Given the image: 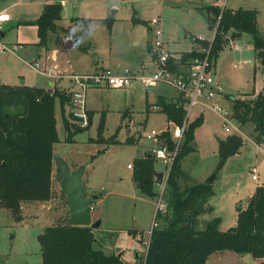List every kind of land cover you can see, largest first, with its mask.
<instances>
[{
    "label": "rangeland",
    "instance_id": "374dc122",
    "mask_svg": "<svg viewBox=\"0 0 264 264\" xmlns=\"http://www.w3.org/2000/svg\"><path fill=\"white\" fill-rule=\"evenodd\" d=\"M40 1L43 0H0V6L16 2L9 11L19 14V19H13L14 27L7 31L8 36L6 34L3 41L14 39L16 33L24 34L27 39L26 50L19 54L25 61L5 59L11 57L10 49L0 53V70L6 68L4 75L0 76V84L21 85V78L15 77L19 72L27 85L66 90L71 88L69 75L91 71L94 59L110 66L113 74H116L113 71L116 69L122 72L143 58L140 49L131 47V41L145 28L144 23L156 14L170 25H177L174 27H178V38L185 44L188 41L183 39L184 27H191L192 32L203 38L211 34L205 27V12L192 10V5L201 0H65L59 23L76 34V42L71 36L58 42L62 33L48 32L47 43L39 45L37 25L32 17L34 10L39 11L40 5L37 8L36 4ZM206 4L217 5L218 2L209 0ZM171 5L174 7L168 10ZM239 7L256 11L257 31L264 37V0H225V8ZM76 17L79 22H76ZM201 17L200 28L193 29L188 24L200 21ZM133 24L136 25L134 29ZM229 37L231 43H237L238 49L227 43L217 58L212 59L215 61V76L221 81L220 90L235 99H254L256 89L264 81V68L256 56L252 35L242 32L231 37L228 33ZM5 42H2L5 47H12ZM76 44L86 49H80ZM145 54V59H148L147 51ZM34 60L38 62L39 70L31 65ZM49 67L61 77L56 79L43 72ZM73 88L77 89L79 85ZM159 95L174 99L178 93L173 86L163 83L145 88L138 79H133L124 88H113L103 83L88 86L85 88V124L71 118L69 104L64 107L70 131L64 127L58 101L54 108L58 141L52 147L53 152L62 156L70 170L84 165L81 184L89 198L95 196L90 209L92 222L99 220V225L92 227L94 246L105 253H121L124 264H142L150 231L162 223L156 218V202L164 182L155 183L154 190L158 196L149 197L141 193L132 181L134 160L157 146L158 138L148 139L146 134L153 129L167 130L171 135L174 129L167 123L164 113L158 111L155 102ZM216 99L224 110L229 111V123L225 125L230 130H225L223 119L209 106L193 105L188 121L201 117V123L193 132L195 151L184 156L181 162L183 184L205 182L214 175L211 182L213 195L208 200L213 211L200 215L197 229H202L213 217H219L220 230L232 227L237 221V207L245 204L257 186L264 185V153L257 148L258 133L254 125L250 122L240 125L231 115L230 100L225 101L221 95ZM100 123H103V129L98 136ZM75 127L83 130L74 131ZM231 134L239 137L243 144L217 169L220 141ZM98 137L101 139L96 141ZM153 164L156 171L166 174L168 168L160 159L156 158ZM253 166L256 167V180L251 178ZM51 181V198L48 201L22 202L20 219L0 205V264H41L37 236L46 227L69 218L67 200L61 196L54 164ZM261 261L249 253L225 250L209 255L206 264H261Z\"/></svg>",
    "mask_w": 264,
    "mask_h": 264
},
{
    "label": "trees",
    "instance_id": "16d2710c",
    "mask_svg": "<svg viewBox=\"0 0 264 264\" xmlns=\"http://www.w3.org/2000/svg\"><path fill=\"white\" fill-rule=\"evenodd\" d=\"M63 0H48L35 20L38 44H46L48 32H57ZM208 27L216 26L211 44V57L216 59L228 42V33L236 37L242 32L252 35L256 56L264 68V37L257 31L256 11L252 9L208 6ZM110 22H108L109 24ZM197 40V39H196ZM206 45L207 41H198ZM203 53L183 52L182 62L202 58ZM179 64V62H178ZM176 65V66H175ZM177 68V64H174ZM231 102V115L240 124L254 125L258 133L256 143H264V85L254 99L241 100L225 95ZM70 92L28 85L0 84V205L20 219L22 202L48 201L52 195L51 173L53 145L58 141L54 108L59 102L64 127L70 131L64 115ZM183 98L175 100L158 96L156 105L166 119L181 125L185 117ZM12 108V110H9ZM90 122V115H88ZM201 117L187 121L181 144L168 170L161 198L166 204L164 212H157L162 223L152 227L142 264H206L212 253L225 250L249 253L264 264V185L257 186L243 206L237 207V221L226 230L219 229V217L208 220L197 229L199 217L213 211L208 203L213 195L211 182L183 184L181 162L184 156L195 151L194 128ZM89 125V123H88ZM103 123L98 126L101 135ZM83 128L75 127L74 131ZM167 147H173L168 131L159 135ZM101 138L98 137L96 141ZM243 142L234 134L227 135L218 147L219 169L227 158L238 152ZM99 153V152H98ZM155 157L149 151L134 160L132 181L146 196L157 197L154 190ZM203 222V221H202ZM41 264H124L121 253H105L94 246L91 226L63 223L51 225L37 236Z\"/></svg>",
    "mask_w": 264,
    "mask_h": 264
},
{
    "label": "built area",
    "instance_id": "2783aa9c",
    "mask_svg": "<svg viewBox=\"0 0 264 264\" xmlns=\"http://www.w3.org/2000/svg\"><path fill=\"white\" fill-rule=\"evenodd\" d=\"M205 1L208 2L209 0ZM217 2L218 4L216 6L220 8V13L216 17V25L220 20L223 8H225V0H217ZM9 19L10 14L8 12L0 11V34L3 24ZM149 23L152 26L153 34L150 42V61L153 65V69L149 70L146 64H141L138 70L125 68L121 73L117 74L111 73L110 70L103 69L92 74L73 75L74 82L79 85V88L70 92L69 112L71 118L80 120L82 124L86 123L85 88L88 86H97L103 83L113 88H124L129 85L133 79H138L145 88L152 87L158 83L173 86L177 90L179 96L184 100L183 109L185 111L183 123L181 125L173 124L174 129L170 135L173 140V147L169 149L164 140L159 138V135L167 130L156 131L152 129L146 134L148 139L153 137L158 138L156 142L157 146L153 148L151 152L155 158L160 159L166 165V169L168 168L166 174L163 172V182L165 183L168 170L181 144L192 106L197 103L209 106L223 119V125L226 131L230 130V128L225 125L229 123L228 117H230V114L229 111L224 110L223 107L220 106L219 100L216 99L220 94L215 88V81L212 75L213 58L210 53L216 26L212 29V38L204 39L201 36L197 37L198 41H207L206 45L200 44L197 47V51L203 53L202 58L192 60L191 62H182L179 58L174 57L168 50L162 37L163 31L159 17H151ZM234 47H237L236 43H234ZM7 49L8 48L0 41V52H5ZM174 64H177V68L174 67ZM32 66L36 70H39L38 62H33ZM52 70L53 69L49 68L43 71L50 75L53 74ZM204 99L207 101H202ZM236 129L238 128L236 127ZM258 144L257 148L264 153V143ZM128 167H130V164H128ZM250 171L252 172L251 178L256 180V167L253 166ZM161 193L157 198L156 213L166 210V204L161 198Z\"/></svg>",
    "mask_w": 264,
    "mask_h": 264
},
{
    "label": "crops",
    "instance_id": "0c3cea01",
    "mask_svg": "<svg viewBox=\"0 0 264 264\" xmlns=\"http://www.w3.org/2000/svg\"><path fill=\"white\" fill-rule=\"evenodd\" d=\"M48 2V0H43V1H40V3L39 4H36V7L38 8V6L40 5V9H39V11H38V9L37 10H34V16L32 17L33 18V20H34V18H35V20L37 19V17L39 16V14L41 13V8H42V6H44L46 3ZM63 2H65V0H63L62 1V4H63ZM206 2L207 1H205V0H201L199 3H194L193 5H192V7H193V11H197V10H203L204 12H205V15H206V29L207 30H209V32H211V34H210V37H205L204 39H210V38H212V36H213V33H212V28H209L208 27V13H207V7L208 6H211V4L210 5H208V4H206ZM15 4H16V2H12V3H9V4H7V5H1L0 6V11H6V12H8L9 14H10V19L8 20V21H6L4 24H3V28H2V30H1V34H0V41L1 42H5V41H3L4 39H5V37H6V34H7V36H8V32L11 30V29H13V27H14V25H13V23H14V21L15 20H13V19H15L16 18V20H17V18L19 19V17H18V12H16V11H9L10 10V8L12 9V7H14L15 6ZM198 4V5H197ZM205 4H206V6H205ZM177 5H179V4H176V6ZM212 6H216V5H212ZM172 7H174L173 5H171L169 8H168V10H172ZM218 7V6H217ZM197 9V10H196ZM229 9V8H228ZM232 10H234V9H232ZM157 16H159V19H160V21H161V27H162V31H163V40H164V42H165V44H166V46H167V48H168V50L172 53V55L174 56V57H177V58H180V55L183 53V52H190V51H192V50H197V47H198V45H200L199 43H198V40H196L197 39V35L194 33V32H192V29H191V27H188L187 29H186V27H184V30H183V39H185V40H187L188 42H186V44H185V42H183L182 40H180L179 38H178V27H174V26H177L176 24H174V26L173 25H170V23H168L167 21L165 22L164 21V19H162V17H161V15L160 14H156ZM156 15H153V16H156ZM152 16V17H153ZM75 19H77L76 20V22H79V20H78V18L76 17ZM74 19V20H75ZM25 22V21H24ZM60 21L58 20L56 23H57V25H58V29H57V32H61L62 34L60 35V36H58V42H60L61 40H63V39H65V38H67V37H74V40H75V36H76V34L74 35L73 34V32H69V30L66 28V27H64L62 24H60L59 23ZM202 22H203V19H202V17H201V19H200V21L199 20H197L195 23H188V24H191V26H192V28L193 29H196V28H200L201 27V24H202ZM145 25V28L144 29H142L141 30V32L139 33V35H138V37L137 38H134L132 41H131V47H133V48H135V49H140V51L143 53L142 54V56H143V58L139 61V62H137L136 64H134V66H131V67H126V68H130V69H136V70H138L139 68H140V66H141V64H146L147 65V68L149 69V70H152L153 69V65H152V63H151V54H150V42H151V40H152V36H153V34H152V26H151V24L149 23V19L146 21V23H144ZM136 25H132V29H134V27H135ZM16 30L17 31H19V27H17L16 26ZM8 31V32H7ZM198 35H200V34H198ZM226 36H228V35H226ZM70 37V38H71ZM27 39H26V37L24 36V34H21V35H19L18 33H16V37L13 39H9L8 40V42H5L6 44H9V45H11L12 47H10V48H8V49H10V54H11V57L10 56H7V57H5V59H7V60H12L13 61V59H15L16 58V60H18V59H22V60H24V58H22L19 54L21 53V52H24L25 50H26V43H27V41H26ZM57 42V43H58ZM75 42H76V40H75ZM56 43V42H55ZM227 43H229L230 44V46H233V48L234 49H238V45H237V43L236 42H233V43H231L230 42V37H229V39H228V42ZM234 43H236V45H237V47H234ZM4 44V43H3ZM29 44H34V43H29ZM36 44V43H35ZM77 46H78V48H80V49H86L85 47H83V46H80L79 44H76ZM183 45H186V47H182ZM145 49V50H144ZM145 51H147V53H148V55H149V57H148V59H145V56H146V54H145ZM0 53H4V52H0ZM25 61V60H24ZM36 60H34L33 62H35ZM37 62V61H36ZM234 64V63H233ZM31 65H32V63H31ZM92 65H93V69L91 70V71H88V72H85V73H73V74H71V75H69V81H70V85H71V88H68V89H66L67 91H69V92H71L74 88V86L75 85H77L74 81H71V76H73V75H82V74H92V73H95V72H97V71H100V70H103V69H107V70H110V66H108V65H105L104 63H103V61L102 60H100V59H94L93 61H92ZM233 67H236L235 66V64L233 65ZM50 68V67H49ZM47 69V68H46ZM45 69V70H46ZM6 70V68H4V69H2V70H0V76L1 75H4L3 73H4V71ZM113 71H115V73L117 74V73H121L120 72V70H118V69H116V70H113ZM44 72V71H43ZM52 72H53V74H50L51 76H53L54 78H56V79H59L60 77H61V75L59 74V73H55L53 70H52ZM259 72H261V71H259ZM264 73V72H263ZM47 74V73H46ZM212 75H213V78H214V81H215V88L218 90V92H219V94L224 98V100L225 101H227L226 100V97H225V95H227L226 93H222L221 92V81H220V78L219 77H217V76H215V61L213 62V70H212ZM15 77H20L21 78V85H27V84H25L26 82L24 81V79H23V74L22 73H19V72H17V73H15ZM3 78V77H2ZM4 79H1V81H3ZM5 82H7V81H5ZM3 84H4V82H2ZM6 84H9L10 85V83H6ZM164 84V83H163ZM13 85H15V84H13ZM264 85V81L263 82H261L260 83V86L256 89L257 90V92H259L261 89H262V86ZM28 86H30L29 84H28ZM56 86V85H55ZM54 88H57V87H50V88H48V89H54ZM253 89H255V88H253ZM252 89V90H253ZM178 93V92H177ZM179 95V94H178ZM178 95L176 96V97H174V99L173 100H175L177 97H178ZM159 96H163V95H159ZM163 97H165V96H163ZM166 99H172V98H167V97H165ZM156 103V102H155ZM152 106V105H151ZM158 111H159V109H158ZM167 123L168 124H170V125H173V123L172 122H170V121H168L167 120ZM54 153V152H53ZM247 153H248V155H250L251 154V152L250 151H248L247 150ZM55 155V154H54ZM62 157V156H61ZM128 166V165H127ZM156 171V170H155ZM159 172V171H158ZM162 172H164V171H162Z\"/></svg>",
    "mask_w": 264,
    "mask_h": 264
},
{
    "label": "water",
    "instance_id": "95a60500",
    "mask_svg": "<svg viewBox=\"0 0 264 264\" xmlns=\"http://www.w3.org/2000/svg\"><path fill=\"white\" fill-rule=\"evenodd\" d=\"M55 176L60 185L61 196H65L68 205L69 218L67 223L82 226H98L99 220L92 222L90 216L91 204L95 196L89 198L81 184V177L84 172V165L77 169L70 170L66 161L60 155L53 156ZM155 183H163L162 171H154ZM214 175L210 176L206 182H212Z\"/></svg>",
    "mask_w": 264,
    "mask_h": 264
}]
</instances>
